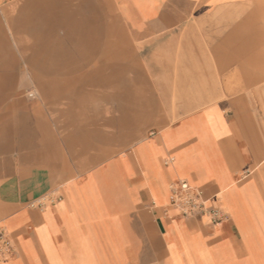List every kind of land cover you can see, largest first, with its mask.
I'll return each mask as SVG.
<instances>
[{"label": "crops", "instance_id": "0c3cea01", "mask_svg": "<svg viewBox=\"0 0 264 264\" xmlns=\"http://www.w3.org/2000/svg\"><path fill=\"white\" fill-rule=\"evenodd\" d=\"M0 76V264H256L264 0H0Z\"/></svg>", "mask_w": 264, "mask_h": 264}, {"label": "rangeland", "instance_id": "374dc122", "mask_svg": "<svg viewBox=\"0 0 264 264\" xmlns=\"http://www.w3.org/2000/svg\"><path fill=\"white\" fill-rule=\"evenodd\" d=\"M8 77L0 76V86L7 84ZM239 95H243L246 99V105L253 110L259 118L264 119V92H248V93H238ZM23 99H27L30 104L34 108V102L41 103V93L36 91H30L27 93H22ZM2 108L0 109V114H2ZM260 228L258 224L254 227L255 235L252 237L251 242H253L254 247V255L256 259V264H264V237L260 235ZM53 261L60 260L63 264H71V254L68 252H63L61 255L56 256L55 253H52ZM77 257L73 259H78L80 264H92L93 256H91V251H79L75 253ZM5 259H1L0 262H4Z\"/></svg>", "mask_w": 264, "mask_h": 264}, {"label": "built area", "instance_id": "2783aa9c", "mask_svg": "<svg viewBox=\"0 0 264 264\" xmlns=\"http://www.w3.org/2000/svg\"><path fill=\"white\" fill-rule=\"evenodd\" d=\"M172 201L180 206L185 215H190L203 207L201 197L192 193L191 187L186 181H181L179 189L174 191ZM13 250L14 245L10 234L0 226V260L11 257Z\"/></svg>", "mask_w": 264, "mask_h": 264}, {"label": "bare ground", "instance_id": "6f19581e", "mask_svg": "<svg viewBox=\"0 0 264 264\" xmlns=\"http://www.w3.org/2000/svg\"><path fill=\"white\" fill-rule=\"evenodd\" d=\"M134 92V91H133ZM145 100V99H144ZM136 101V100H135Z\"/></svg>", "mask_w": 264, "mask_h": 264}]
</instances>
